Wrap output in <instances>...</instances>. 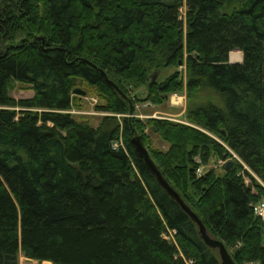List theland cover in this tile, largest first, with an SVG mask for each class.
Wrapping results in <instances>:
<instances>
[{"label": "trees", "instance_id": "obj_1", "mask_svg": "<svg viewBox=\"0 0 264 264\" xmlns=\"http://www.w3.org/2000/svg\"><path fill=\"white\" fill-rule=\"evenodd\" d=\"M84 84L97 126L71 113ZM185 90L186 122L136 116ZM135 135L234 260L264 264V185L235 159L198 173L234 152L264 183V0H0V264H222Z\"/></svg>", "mask_w": 264, "mask_h": 264}, {"label": "rangeland", "instance_id": "obj_2", "mask_svg": "<svg viewBox=\"0 0 264 264\" xmlns=\"http://www.w3.org/2000/svg\"><path fill=\"white\" fill-rule=\"evenodd\" d=\"M182 12L185 13V8L182 9ZM241 54H242L241 52L233 51L231 57L234 60H241V56H242ZM183 68L184 66H180L181 70H184ZM170 71L171 70H167V71L163 70L161 74V78L164 79L170 73ZM79 87H81L86 92V94L85 95L78 94L80 95L79 99L81 100L80 101L81 108L74 107L71 113H73L76 117L87 119L90 122V124L97 126L100 123L101 118L105 115H109L110 113L96 109V105L100 102V99L94 94V92L90 91V88L86 84ZM136 91L138 92L140 98H145L147 95V90L146 87L144 86ZM11 94L17 99L28 98L34 95V91L28 88L27 85L16 82L11 90ZM187 101H188L187 92L185 90L184 92L181 91V92L172 93L169 99L164 103L159 104V103H152L150 101L139 102L136 105V109H137L136 116L142 119L143 121H146L149 118H155V119L165 118L177 122H186ZM145 133L150 136L151 144L153 147H157L161 150L167 148V142L163 141L157 133L153 132L150 129L149 125L146 126ZM235 154L233 152V156L226 161L227 162L232 160L234 161V159L240 161L241 163L244 164L245 169L249 170L253 174L255 179L259 183L264 185L263 181L246 166V164L241 160L240 157L237 156V154L236 155ZM219 162L218 164L212 162L207 166H203L202 171L205 172L211 167H215L220 170L221 164ZM245 181L248 184L252 182L251 178L248 177L247 175H245ZM254 192L258 194L256 189L254 190ZM261 201L264 202V198H262ZM19 255H20V264H51V262L49 261L44 263L29 262L30 260H28L21 251Z\"/></svg>", "mask_w": 264, "mask_h": 264}, {"label": "water", "instance_id": "obj_3", "mask_svg": "<svg viewBox=\"0 0 264 264\" xmlns=\"http://www.w3.org/2000/svg\"><path fill=\"white\" fill-rule=\"evenodd\" d=\"M154 79L155 77H153V80ZM74 91L76 94H81V95L86 94V92L81 87H77ZM119 91L122 95H124V93L121 90ZM132 143L135 145L138 153L144 159L147 167L154 174L159 184L164 188V190L173 199H175L179 203L182 209L186 213H188V215L192 218V220L195 221V223H197L199 227L200 236L204 240L205 244H207L209 247L216 249L218 251L221 263L222 264H238L234 260L226 244L221 239L215 238L208 233L207 228L205 224L203 223V221L200 219L199 215L191 209V207L185 202L181 194L164 177L163 173L157 166L156 162L151 157L148 148L143 144V142L137 135L133 137ZM231 164H232V161H229L227 163V167H229ZM237 247L238 245L235 246V248L233 249V252L237 249Z\"/></svg>", "mask_w": 264, "mask_h": 264}, {"label": "built area", "instance_id": "obj_4", "mask_svg": "<svg viewBox=\"0 0 264 264\" xmlns=\"http://www.w3.org/2000/svg\"><path fill=\"white\" fill-rule=\"evenodd\" d=\"M235 154V153H234ZM236 155V154H235ZM234 155V156H235ZM227 161L225 160H220V164L221 165H224L225 163H226ZM202 167L203 166H201V167H199V169H198V173L199 174H202L203 173V171H202ZM254 209H255V212H256V214L259 216V217H261L262 219H264V202L263 201H259V202H257L255 205H254Z\"/></svg>", "mask_w": 264, "mask_h": 264}, {"label": "crops", "instance_id": "obj_5", "mask_svg": "<svg viewBox=\"0 0 264 264\" xmlns=\"http://www.w3.org/2000/svg\"><path fill=\"white\" fill-rule=\"evenodd\" d=\"M237 51L242 53L241 60H234V59H232V57H231L232 52H231L230 55H229V61L230 62H242L243 61V52L240 51V50H237ZM27 259L30 260L29 262H32V263L39 262L38 260H35V259H30V258H27ZM44 262H47V261H44ZM44 262H42V263H44Z\"/></svg>", "mask_w": 264, "mask_h": 264}, {"label": "clouds", "instance_id": "obj_6", "mask_svg": "<svg viewBox=\"0 0 264 264\" xmlns=\"http://www.w3.org/2000/svg\"><path fill=\"white\" fill-rule=\"evenodd\" d=\"M242 55V54H241Z\"/></svg>", "mask_w": 264, "mask_h": 264}]
</instances>
